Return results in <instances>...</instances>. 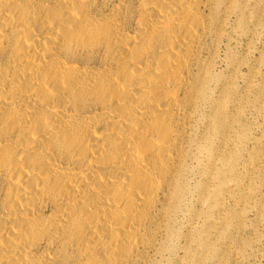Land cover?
<instances>
[{
  "label": "bare ground",
  "instance_id": "1",
  "mask_svg": "<svg viewBox=\"0 0 264 264\" xmlns=\"http://www.w3.org/2000/svg\"><path fill=\"white\" fill-rule=\"evenodd\" d=\"M242 2L0 0V264H177L200 169L230 168Z\"/></svg>",
  "mask_w": 264,
  "mask_h": 264
},
{
  "label": "rangeland",
  "instance_id": "2",
  "mask_svg": "<svg viewBox=\"0 0 264 264\" xmlns=\"http://www.w3.org/2000/svg\"><path fill=\"white\" fill-rule=\"evenodd\" d=\"M242 4L243 32H232L230 43L231 27L226 24L223 37L239 64L224 62L227 46L221 45L217 67L225 70L228 111L237 119L229 131L234 143L227 147L216 141L223 145L230 168L225 177L212 181L213 172L222 168L220 162L200 169L208 178V190H216L203 201L210 224L201 222L204 214L196 195L186 196L190 210L178 215L177 264H264V0ZM240 134L241 141L236 138ZM222 182L227 192L220 202ZM171 253L165 250L160 264H172Z\"/></svg>",
  "mask_w": 264,
  "mask_h": 264
}]
</instances>
